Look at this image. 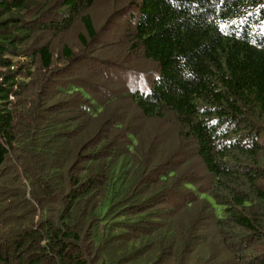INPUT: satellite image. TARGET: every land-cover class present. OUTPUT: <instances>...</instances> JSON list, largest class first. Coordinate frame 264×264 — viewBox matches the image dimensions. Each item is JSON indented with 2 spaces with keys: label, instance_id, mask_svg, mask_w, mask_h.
<instances>
[{
  "label": "trees",
  "instance_id": "16d2710c",
  "mask_svg": "<svg viewBox=\"0 0 264 264\" xmlns=\"http://www.w3.org/2000/svg\"><path fill=\"white\" fill-rule=\"evenodd\" d=\"M94 1L0 0V264H207L208 224L264 264V0H139L154 70L63 77L46 35L79 19L88 51Z\"/></svg>",
  "mask_w": 264,
  "mask_h": 264
},
{
  "label": "rangeland",
  "instance_id": "374dc122",
  "mask_svg": "<svg viewBox=\"0 0 264 264\" xmlns=\"http://www.w3.org/2000/svg\"><path fill=\"white\" fill-rule=\"evenodd\" d=\"M138 1L95 0L92 6L85 11L93 18L94 25L98 31L95 39L90 40L88 37L91 46L88 51L79 43V33L85 30L79 19H76L71 28L66 31L60 33L52 32L49 33L50 35H46V40L54 49L55 54H60L64 44H69L76 53H80V59L84 60L74 62L70 67L71 70L62 76H81L80 71L84 75L90 72L95 74H105L107 72L112 79L120 82H126L131 78L133 79V77L139 79L138 76L142 72L148 76L154 70L153 62L143 57V55L130 51L134 28L132 11H137L134 3ZM89 51L93 53V56L89 54ZM104 64L111 65L109 68L111 69L110 73L109 71H103L104 68L102 66ZM106 74L105 76H107ZM98 76L100 75H96V77ZM100 81L108 83L105 77L104 80L100 78ZM111 87H116V85L111 82ZM91 91L93 90L91 89ZM94 91L99 98H103L100 90L94 88ZM135 120L133 119L132 123H135ZM160 123L163 126V130L167 133V138L164 137V142L173 146V143L176 142V140L173 141L174 124L170 121H162ZM167 144L164 143V149L171 150ZM178 154H180V159L183 161V159L186 160L191 157L192 152L182 151L181 153L179 150ZM211 225H206L205 230L208 236L196 248V254H200L201 259L205 260L207 264H238L235 254L225 245L216 230H212ZM171 260L169 259L162 264H173Z\"/></svg>",
  "mask_w": 264,
  "mask_h": 264
}]
</instances>
